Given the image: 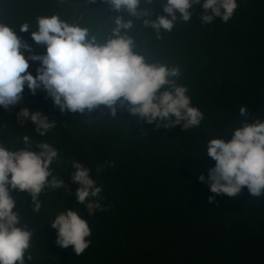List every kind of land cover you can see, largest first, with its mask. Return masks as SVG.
<instances>
[{"label":"trees","instance_id":"trees-1","mask_svg":"<svg viewBox=\"0 0 264 264\" xmlns=\"http://www.w3.org/2000/svg\"><path fill=\"white\" fill-rule=\"evenodd\" d=\"M63 2L0 0V22L12 26L34 53L44 54L45 45L31 36L37 30V17L57 13L102 37L99 33L105 30L97 28V22H111L117 16L89 8V0L85 6L78 0ZM237 2L239 7L227 23L221 17L203 23L201 2L192 9L191 21L177 20L171 32L161 28L159 38L151 26L139 21L129 32L149 62L179 65L177 83L188 88L192 104L204 114L196 127L157 129L137 115L128 116L120 103L115 116L99 107L102 111L85 109L71 117L54 105L42 87L32 94L25 86L21 103L7 111L0 107V142L8 148L23 145L19 134L25 131L17 121L21 107L40 111L51 107L82 139L87 150L83 160L91 168H104L94 179L102 186V208L89 215L76 200L79 185L66 181L64 167L70 160L59 152L60 160L50 168L64 180V187L57 190L59 200L47 198L43 217L51 224L67 208L77 210L89 223L90 244L76 255L72 246H59L54 232L46 231L40 243L30 245L25 264H264V196L252 197L246 187L234 197L216 195L198 179L203 173L206 180L208 169L215 165L206 154L209 139L224 135L230 140L231 131L240 126V105L250 118H264V0ZM165 3L152 0L153 18L165 14ZM25 22L30 28L22 32ZM24 54L30 55L27 50ZM29 64L38 67L40 62L29 60ZM23 126L39 135L31 120ZM114 129L119 157L112 161L95 141L106 134L113 137ZM40 137L47 139L48 132ZM41 138L36 144L31 140L33 148ZM210 196H215L212 202Z\"/></svg>","mask_w":264,"mask_h":264},{"label":"clouds","instance_id":"clouds-1","mask_svg":"<svg viewBox=\"0 0 264 264\" xmlns=\"http://www.w3.org/2000/svg\"><path fill=\"white\" fill-rule=\"evenodd\" d=\"M201 2L200 19L205 24H212L215 17L227 23L239 7L237 0H166L165 14L153 18V9L149 6L152 0L99 3L105 4V8L95 6L94 0L89 8L117 15L110 18L111 22L96 24L97 28L105 30L107 39H98L85 24L69 23L57 13L42 15L37 17V30L32 31L31 36L37 44L45 45L44 54L34 53L32 45L12 26L0 22V107L7 111L21 103L25 86L32 94L42 87L61 112L83 113L85 109L91 112L104 105L115 116L120 103L127 107V114L154 123L157 129L180 125L187 130L198 126L204 114L192 104L188 88L177 83L181 76L179 65L149 62L139 53L135 37L129 32L137 28L139 21L143 26H151L159 38L161 28L171 32L177 20L191 21L192 9ZM29 28L25 22L20 31L26 32ZM25 50L30 53L28 57ZM29 60L40 64L34 67ZM239 111L241 124L231 131L230 140H225L224 135L209 139L206 154L215 165L208 169L206 180L203 173L198 179L206 182L216 195L234 197L246 187L252 197L260 198L264 196V118H250L244 105H240ZM28 120L35 124L40 136L48 132L46 140L52 145L41 142L36 148L32 147L31 140L34 142L41 137L23 126ZM17 121L25 131L19 134L23 145L10 149L0 142V264H25V254L31 243L37 244L35 239L46 232L30 227L26 221L22 225L20 216L24 218L32 211L43 215L45 203L41 205L40 202L45 189L52 192L49 199H60L57 190L64 187V180L50 168L52 162L60 160L59 152L65 153L70 160L66 161L64 170L66 181L79 185L75 194L77 202L85 205L89 215L102 208L99 202L102 186H98L90 174L97 169L101 175L104 168H91L78 159L64 142L63 133L53 130L55 121H50L39 109L21 107ZM107 137L108 134L97 138L95 146L114 161L119 157V147L107 144ZM60 141L65 149L60 147ZM81 142L86 150L82 139ZM14 191H26L31 195L30 202L24 204L21 211L23 215L16 207ZM214 199L215 196L209 197L210 202ZM51 226L57 231L56 243L64 248L72 246L76 255L82 254L90 244L87 239L91 235L89 223L75 209L60 212ZM32 259L27 255V260Z\"/></svg>","mask_w":264,"mask_h":264},{"label":"bare ground","instance_id":"bare-ground-1","mask_svg":"<svg viewBox=\"0 0 264 264\" xmlns=\"http://www.w3.org/2000/svg\"><path fill=\"white\" fill-rule=\"evenodd\" d=\"M104 1L105 0H96L97 3H102ZM86 3H87V0H78V3L77 4H80L81 6H85ZM59 16L63 19V17L61 15H59ZM68 22L71 23L72 21L69 20ZM99 34H102L103 36L102 37H98L97 34H95L98 39H104V40L107 39V36L105 34H103V33H99ZM31 70L32 69H29V71H31ZM41 102H43V98H41ZM99 107L107 108L104 105H100ZM99 107L95 108V112L102 111V110L99 109ZM41 111L48 116V118H49L50 121H55L56 127L53 128V130L54 131H60L61 133H63V135H64V142L70 146V148L73 151L74 155L78 159H80V160L85 159V157H86V150L82 146V142L80 140V137L76 133H74L71 130H69V128L67 127V125H65V123H64V119L65 118L62 115L57 114V112H55L51 107L42 108ZM129 115L130 114H128V116ZM70 116L73 117V116H76V115L73 114L72 112H70ZM100 118H102V117H100ZM93 119H94V117L91 118V119L89 118V120H93ZM114 133H115V129L113 131V137L112 136H108L106 138V143L109 144L112 147H117L118 146V137L115 136ZM37 135L38 134H36V136ZM36 142L37 141H34V144H36ZM41 142H47L50 145H52V143L50 141H47L46 139H43ZM103 146H106V144L103 143ZM60 147L62 149H65V145L61 141H60ZM66 152L68 154L70 153L68 150H66ZM90 175H91V177L93 179H99L100 178V175L97 172V169H94V171ZM13 196L15 197V199L17 201L16 207H17V209L20 212L24 210V204L30 202V199H31L30 194L27 193L26 191L25 192L14 191ZM21 222L26 223L23 220H21ZM54 238H57V231H56V229H54Z\"/></svg>","mask_w":264,"mask_h":264},{"label":"rangeland","instance_id":"rangeland-1","mask_svg":"<svg viewBox=\"0 0 264 264\" xmlns=\"http://www.w3.org/2000/svg\"><path fill=\"white\" fill-rule=\"evenodd\" d=\"M92 1H94V0H89V2H92ZM95 6H99L102 8L106 7L105 4H99V3H97V5H95ZM108 8H110V6ZM124 17H126V16L124 15ZM73 23H75V22H73ZM42 193H43V196H42L41 202H40L41 205L46 203L47 198L49 199L52 192L49 189H45L44 191H42ZM20 215H23V213L21 212ZM20 218H21V220L26 221L30 227L38 228L41 231L54 232V228H52L51 224L48 221H46L44 219L43 215H41V214L33 213V211H32L31 213L26 214V216H24V218H23V216H20ZM21 224L23 225V222H21ZM42 236H44V235H42ZM40 239H35V242L40 243ZM34 245L35 244H33V242H32L31 246H34Z\"/></svg>","mask_w":264,"mask_h":264}]
</instances>
